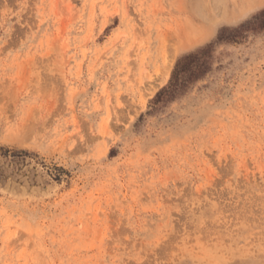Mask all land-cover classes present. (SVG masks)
Wrapping results in <instances>:
<instances>
[{"label": "rangeland", "instance_id": "374dc122", "mask_svg": "<svg viewBox=\"0 0 264 264\" xmlns=\"http://www.w3.org/2000/svg\"><path fill=\"white\" fill-rule=\"evenodd\" d=\"M0 264H264V0H0Z\"/></svg>", "mask_w": 264, "mask_h": 264}]
</instances>
